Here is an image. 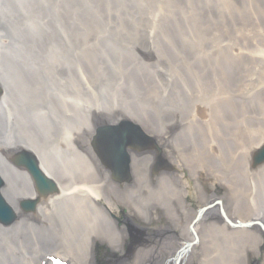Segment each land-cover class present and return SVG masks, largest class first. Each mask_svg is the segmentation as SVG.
Listing matches in <instances>:
<instances>
[{
  "label": "rangeland",
  "instance_id": "374dc122",
  "mask_svg": "<svg viewBox=\"0 0 264 264\" xmlns=\"http://www.w3.org/2000/svg\"><path fill=\"white\" fill-rule=\"evenodd\" d=\"M145 1L147 2L136 8L134 27L127 30L131 41H120V44L129 47L134 42L139 52L133 63L147 67V89L151 87L152 90L144 93L143 97L137 96V100L145 98L148 110L159 109L174 114V119L168 124L170 130L175 134L184 133L187 141L191 139L199 147L194 148L192 153L182 151L177 142L171 140L169 143L178 164L182 162L188 170L194 166L200 168L195 181L197 188L185 182L187 186H193L194 195L186 197L188 208L184 212L179 206L181 226L186 227L191 216L201 206L202 193L210 195L213 191L219 192L220 196L227 194L226 198L233 200L235 208L228 205L226 209L228 215L236 219L264 212V172L260 171L264 164L258 166L256 163L261 146L254 147L250 154L251 145L248 142L264 138V12L260 1L211 0L207 9H189L182 13H164L157 0ZM159 13L162 15L159 20L161 29L155 32L153 24ZM121 20L120 16L116 27L111 30L123 31ZM101 27L98 24L81 27L78 33L81 52L86 53L85 48L93 51L95 46L86 40L85 33L95 28L101 31ZM168 29H172V32L167 33ZM46 61L43 73L36 75L19 92V101L23 102L20 110L28 117L37 114L35 110L39 104L55 99L54 87L57 101L66 102L74 114L86 117L85 108L91 105L92 100L97 101L92 82L96 81L95 70L99 69V62L83 55L76 59L48 55ZM123 97L127 107L135 109L129 92H123ZM66 108L60 107V110L66 112ZM89 119L91 124L94 119ZM22 122L23 135L26 136L24 127L28 121L24 119ZM86 132L74 136L75 140L82 142ZM45 135L49 137L47 133ZM66 138L60 141H65ZM67 153L69 155L66 156L65 145L59 142L51 143L47 150L36 153L39 160L54 172L55 176H51L57 188L78 183L84 177L82 172L90 169L88 161L72 159L73 155L81 156L85 153L83 145L80 148L73 143ZM27 163L30 169L20 164V170L14 169L13 172H17V177L24 173L25 177L19 185L31 190L28 199L34 201V206L40 207L42 214H46L44 210L47 211V207L52 210L47 212L56 223L55 228L50 227L49 235H58L63 241L66 238V245L79 249L82 238L78 232H84L81 211L70 206L66 200L62 201L63 198L53 204L56 197L43 189L37 191L39 200H36L35 187L26 171L34 172L35 168L30 160ZM9 176L13 182L18 180L13 173ZM152 184L158 186L156 182ZM161 187H165L162 189L166 201H175L177 207L176 194L181 192L182 187L170 183ZM70 201L81 202L78 196L72 197ZM66 203L69 205L66 206ZM167 213L169 218L164 220L169 223L173 220L170 217L173 209ZM110 216L113 220L122 217L115 213ZM72 223L78 231L76 234L70 230ZM116 224L117 227H124L121 222ZM159 225L164 226V222H159L156 218L152 226L157 228ZM216 229L207 264H227L232 259L234 263L238 260L239 264L247 260L252 264L264 261V247L259 254L252 251L251 244L255 247L262 246L258 239L252 238L243 253L239 239L231 246L225 237H221L222 229ZM128 246L129 238L126 239L124 249L128 250ZM203 246L195 251L196 257L207 248V245ZM98 247L101 251L103 246ZM104 247L109 249L107 244ZM230 250L233 253L229 254ZM192 264L205 263L195 258Z\"/></svg>",
  "mask_w": 264,
  "mask_h": 264
},
{
  "label": "bare ground",
  "instance_id": "6f19581e",
  "mask_svg": "<svg viewBox=\"0 0 264 264\" xmlns=\"http://www.w3.org/2000/svg\"><path fill=\"white\" fill-rule=\"evenodd\" d=\"M259 1L264 12V1ZM146 2L147 1L145 0H140L138 2L136 0H128L126 7L124 6L121 8L120 13L121 15H124L121 20L123 31H100L95 28L85 33L86 40L92 42L95 46V55L98 57V62L100 64L99 71L104 74L108 81L112 84L110 89L101 85L103 91L109 95L112 94L115 97H119V93L124 87H126L129 80L133 87L138 86L139 79H141L142 82H147L148 80V73H145L144 77L137 70H135V74L129 68L122 67V65H120L115 58H113L109 47L106 45L112 40H122V42L127 40V30L134 27V15L136 13V8ZM156 2L161 7V11H165L164 13H182L183 11L189 9H207L210 6L211 0L208 2L201 0H157ZM88 8L91 9V7ZM6 9L13 15L19 14L18 10L12 8L8 4L6 5ZM213 9L216 10L215 7H213ZM63 10L65 11V7H63ZM160 14L161 13H159L157 20L153 24L155 32H158L161 29L159 20L162 15ZM111 15L112 13H106V18L109 19ZM110 20L114 23L117 22L114 21L115 19ZM171 32L172 29H168L167 33ZM151 42L154 43L153 41ZM111 48L114 54L118 55L121 52L118 47ZM149 51L151 52L152 50ZM150 56H152L151 53ZM97 73L98 71H95V74ZM122 76L126 79L122 78ZM127 76H129L128 79ZM134 90L136 89L131 88L130 93L133 94ZM150 90H152L151 87L146 89V93ZM133 100L135 103L133 108L135 109H132V116H136V118L141 121L146 117L148 118L147 107L143 104L138 106L139 101L135 98ZM60 106L65 108L68 107V104L64 102L60 103ZM90 106L102 109L106 114H111L119 108L116 101H110L108 104H99L91 101ZM155 111L153 110V112ZM119 115H126V112L120 111ZM83 123L85 126H81ZM153 126L155 129L160 127L158 124ZM166 126L167 125L164 124V127ZM89 127V119L79 121L75 134L71 132V130L73 131L72 128H70L67 134H65L67 141L73 146L74 138L77 134L81 131H86ZM142 127L149 134H154L153 132H149L147 130L146 125H143ZM45 129L48 132L47 126H45ZM160 131L161 133L163 132L161 129ZM48 135L52 140L60 141L58 133L49 131ZM85 139L87 142L84 146L86 148V153L81 154V156L73 155L72 159L80 158L88 161L90 169L87 168L85 172H82L84 177L80 179L78 183L71 185L67 184L66 186L60 188V199L63 198L62 201L66 200L70 206L77 207L78 210L81 211L83 217L84 232H78L74 223H72L70 227V230L73 233L76 234L78 232V235H81L80 238H82V245L80 246V249L66 245V238L65 241H63L58 235L57 237L53 236L50 238V215L48 213L42 214L38 211L39 215L36 216L37 224L44 225L47 223L43 232H40L37 225H33L29 220L20 217L16 219L13 225L8 228H2L0 226V264H40L39 259L41 254L37 251V248H39L40 245L43 248H54L59 255L61 254L63 257L73 258L79 264H96L94 247L101 244H107L111 251L110 253H114L113 255H115L114 258L108 262V264H189L195 258L196 260L199 259L200 262L207 264L211 255L209 251L212 248L213 235L217 230L216 228L222 229L223 234H220L221 237H225L231 246H234L236 244L235 240L239 239L240 242L238 243H240L241 247H243V252H246L245 246L250 245L249 242L251 240L258 239L262 246L255 247L254 244H251V247L253 248L252 251L254 254H259L262 251L264 247V231H259L255 225H251L245 229L237 227L228 228L220 221L218 211H216L215 208H220V210L222 209L228 219L231 217H228L225 211V206L232 205V207L235 208L233 200L226 198L227 194L217 196L214 191L210 195L202 193L203 202L206 200L207 203H210V200L215 198L214 200L215 202H218V204L214 208L202 212L197 220H195L197 217V214L195 213V215L191 216V219L188 221L186 227L185 225L184 227L181 226L179 206L182 207L181 209L183 212L186 208H188L186 197L188 195H194L193 186L195 187V181L200 173V168L197 166H188L190 167V170H188L184 165H182V162L178 161L182 166L179 165L175 161L176 158L169 146H166L168 139L163 137L162 139H157V142L163 147V156L172 167L164 171H160L159 169L157 171H153V163L156 158V153L154 151L136 152L129 149L130 180L123 185H119L109 180L108 171L98 161V158L90 149V146L88 147L87 136H85ZM25 141L30 144H34L31 139H26ZM58 141H53V143H57ZM174 141H177L182 151H191L194 153V148H199L198 145L191 139L187 141V137L184 133L177 135ZM6 142L15 143V141L10 140V137H7ZM248 142L251 145L249 149L251 154L252 151H254V147L261 146L264 143V138H258L256 140L252 139ZM31 147L37 150L35 146ZM67 154L69 155V153H66V156ZM183 168L187 169L190 174L189 180H185L187 177H185ZM260 171L262 173L264 172V166L261 167ZM152 173L155 177L151 176ZM51 174L55 175L54 172ZM22 175L23 176L17 181L16 185H18L22 178H24V173ZM4 181L6 184L2 187V193L6 196L11 205L15 206L16 201L21 196L31 195V190L27 188L15 187L13 183L16 182H13V180L6 178ZM151 181L152 183L156 182L158 186L153 185ZM185 182H188L193 186H187ZM168 183H170V185L182 187L181 192H177L176 194L177 207L175 206V201L172 202L174 204L166 201L165 193L162 189L165 187H161V185H166ZM74 196H78L82 203H72L70 200ZM197 196L199 197L198 191ZM60 199L56 197L53 204ZM69 204L66 203V206ZM172 209L173 214L170 217L173 218V220L171 219L170 222L167 223L164 219L169 218L167 211H172ZM46 210L49 211V208L47 207ZM124 210H127V212ZM50 212H52V210ZM189 212L192 211L190 210ZM113 213L116 215L120 214L126 218L122 221L124 223V227H117L116 223L120 221L117 222L112 219L110 214ZM249 217L255 218L249 219ZM156 218L159 219V222L163 221L164 226L159 225L157 228H154L152 223ZM243 218L247 220H255L264 227L262 222L264 219L263 213H258L256 215L252 214ZM127 220L132 221V225H136L137 229L147 231L151 233V235H148L147 233L143 234L146 237H142V240L140 241L141 243L134 245L131 251L132 253L126 256L124 252L125 242L126 239L130 237V232L127 229ZM247 220L241 219L240 221L245 222ZM170 225L173 226L170 228L177 232L168 234V231L164 230ZM222 226L225 227V230H223ZM73 239L75 240V237H73ZM194 240H196L197 243H193L191 246L181 249L183 244H180V242L191 243ZM205 245H207L205 251L202 253L200 252L196 257L195 251H197L200 246L206 247ZM16 246H18L17 250L14 249ZM23 246L29 247V252H27ZM33 247L36 249L30 253V250ZM230 253H233V250H230L229 254ZM235 255L238 257L237 254ZM231 263L239 264L238 260L234 263L233 259ZM261 264H264V261Z\"/></svg>",
  "mask_w": 264,
  "mask_h": 264
},
{
  "label": "water",
  "instance_id": "95a60500",
  "mask_svg": "<svg viewBox=\"0 0 264 264\" xmlns=\"http://www.w3.org/2000/svg\"><path fill=\"white\" fill-rule=\"evenodd\" d=\"M1 33L3 34V36H5L7 38L14 39V36L11 35V32L7 27L2 28ZM1 33H0V35H1ZM127 134H129V135L127 138H125L126 142L121 136L118 138V140L120 142V146L118 147L119 150H117V151L120 154H122V152H124V147L126 146L127 143H129L131 146L140 147L141 145H135L137 143V141L139 140L138 138L152 141L137 126H130ZM107 136H111V135H109V134L104 135L99 140V142L97 144L99 149H100V144H101V147H102L101 150L103 153H111V151H113V147H112L110 138ZM113 154L116 155V151ZM127 164H128V158H125L124 161L119 160V159H115V162H112V168H113V170L116 169V171H120V170L124 171L125 170L124 168H127ZM0 186H1V182H0ZM12 217L13 216L10 213L9 206L3 201V199L0 196V220L1 221H8V219L11 220Z\"/></svg>",
  "mask_w": 264,
  "mask_h": 264
}]
</instances>
